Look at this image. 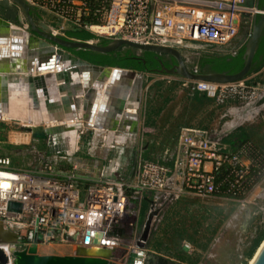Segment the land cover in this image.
I'll use <instances>...</instances> for the list:
<instances>
[{
	"label": "built area",
	"instance_id": "1",
	"mask_svg": "<svg viewBox=\"0 0 264 264\" xmlns=\"http://www.w3.org/2000/svg\"><path fill=\"white\" fill-rule=\"evenodd\" d=\"M23 1L53 36L71 39L66 31L80 30L92 35L84 41L88 44L121 40L176 49L184 57L234 55L250 34L239 36L241 26L252 24L253 15H264V7L247 8L245 0ZM245 13L250 16L242 18ZM263 71L264 66L230 83L181 81L190 92L203 93L219 107L237 103L264 108V82L259 79ZM242 148L252 150L253 145ZM242 153L224 152L203 129L181 128L171 165L139 159L131 181L110 172L97 180L83 179L86 184L76 174L77 163L60 177L50 160L38 172H28L15 168L8 156H0V174H10L8 189L0 188V221L18 239L20 232L28 247L83 244L86 233L91 240L90 233H98L101 246L116 249L123 244L121 235L135 233V225L127 222L133 214L132 202H141L147 194L166 192L175 200L181 196L230 199L244 205L248 184L264 177V163L243 166ZM10 204L18 206L9 208Z\"/></svg>",
	"mask_w": 264,
	"mask_h": 264
},
{
	"label": "rangeland",
	"instance_id": "2",
	"mask_svg": "<svg viewBox=\"0 0 264 264\" xmlns=\"http://www.w3.org/2000/svg\"><path fill=\"white\" fill-rule=\"evenodd\" d=\"M260 6L264 7V3ZM20 14L23 15V13ZM32 15L35 23L39 24L42 20L40 15L36 12ZM45 19L50 21L47 17ZM4 23L15 26L9 21ZM19 24L21 30L26 32L25 35H33L23 27V24H26L24 18H21ZM251 26L249 22L244 23L240 28L239 36L250 32ZM68 51L74 56H76L75 52H81L87 56L85 50ZM182 57L186 66L194 69L191 65L199 55ZM161 58L165 61L167 57L162 55ZM137 76L141 79L139 109L137 110L140 123L138 130L130 140L133 143L130 149L103 152L97 151L94 146L96 149L90 150L91 146H87L86 143L97 141V132L82 129L83 131L78 132L80 138L77 139V142L79 140L77 148L69 154L46 153V149L49 151L47 141L23 140L24 138L15 144L13 142L0 144V154L9 155L15 168L28 172H38L41 170L40 167L49 160L50 162L53 160L54 163L62 162L60 166L62 169L56 168L53 164L54 174L61 170L68 172L73 163H77L79 168L76 174L80 179L83 178L84 173L85 176L91 177L90 179L97 180V173L93 175L89 172L104 168L110 173L111 166L116 163L115 169L117 170L114 175L126 178L133 170L130 167L135 159L136 161L139 159L160 160L164 151L172 149L177 132L182 127H211V129L217 127L221 132H226V135L238 128L245 129L249 134L251 145L253 143L255 149L264 150V109L257 113L251 111L242 120L230 119L228 116L223 117L224 112L211 104L210 100L198 98L189 89L183 87L182 78L178 76L154 72H137ZM19 82H15L17 84L14 83V87L21 92L20 85L25 86L26 89V76H23ZM124 88L129 89L126 84ZM13 91L12 89L10 96ZM23 92L26 94V91ZM37 98L39 103L40 99ZM27 104L21 107L22 112ZM228 122L232 124L229 125ZM5 123L6 126L10 125L11 128L7 126L10 131L26 132L19 129L24 122L13 120L0 122V124ZM27 126L31 127V125ZM54 138L60 140L62 135H56ZM146 143L148 148L143 151ZM250 149L253 150V148ZM261 179L258 184L256 182L259 179L255 182L256 184L253 183L255 188L253 187L254 189L248 196V191L246 192L244 205L230 199L202 200L193 196L180 197L170 203L160 201L158 204L162 202L164 205L155 207H145L142 201L132 202L133 214L127 222L135 225V233L133 236L122 233L124 234L121 235L124 239L123 244L115 249L109 264H125L128 251L134 248L145 250L147 257L155 259L162 257L167 264H248L256 252V248L252 249V246L257 233L264 230V177ZM80 182L86 184L83 179ZM83 184L80 186L84 187ZM254 193H256L255 196ZM141 218H143V223L139 227ZM18 235L17 243L13 244L15 249L19 251L29 248L23 240L24 236L20 232ZM127 243L131 244L128 246ZM139 243L143 246L139 247ZM71 244L72 242L62 245ZM57 245L52 243L38 247ZM106 262L107 259L98 261L97 264Z\"/></svg>",
	"mask_w": 264,
	"mask_h": 264
},
{
	"label": "water",
	"instance_id": "3",
	"mask_svg": "<svg viewBox=\"0 0 264 264\" xmlns=\"http://www.w3.org/2000/svg\"><path fill=\"white\" fill-rule=\"evenodd\" d=\"M259 1L260 0H245V6L247 8H259ZM264 3V0H262ZM19 10L22 11L23 15L19 13ZM34 11L31 9L23 0H0V21L6 22L9 21L13 23L16 27V31H24L21 30L19 26V22H21V18L26 20L27 30L29 33L33 35L29 38V43L27 46L29 48L34 49L29 54L32 56L30 59L24 60L26 51L24 50V55L22 60L19 61V65L15 70L17 73H23L27 75V84H26V92H27V99L31 102L35 109H37L40 118L45 116V112L49 111V116H54L56 113H60L61 110H64V114L66 115H74L79 114L81 100L76 97V94L81 93L84 86L83 76L85 73H90L92 76L99 74L100 80L106 78L105 75H108L109 71L112 70L113 76H111V81L104 87L103 94L101 97V103L98 105L99 112H101V105H104L105 102L108 103L110 99L115 97L116 100L119 99H126L125 106L129 107L130 105L135 107L138 110L139 101H140V91H141V79L137 76V72L128 69H121V68H111V67H101L89 64L78 57L71 54L68 50H85L90 51L97 54H106L112 51H115L119 48L121 49H132L137 51V54L141 53H152L153 59L157 62L158 68L154 69V73L159 74H166V75H173L178 76L184 80L188 81H206V82H213V83H230L236 82L239 80L244 79L250 74L251 66L253 62V58L257 49V45L259 42V38L264 29V15L257 16L253 15L252 18V26L250 34L243 45V53H242V60L243 65L241 69L235 73L228 74V73H217V72H198L197 69H189L181 55V53L176 49L171 48H164V47H157V46H142L137 45L134 43H130L128 41H121V40H114L106 45L101 44H88L84 41H77L75 39H64L58 36H53L48 32V27L44 23H35L33 19ZM250 15L245 13L242 18L249 17ZM7 24V23H6ZM26 33V32H25ZM24 33V34H25ZM28 33V34H29ZM7 42L5 39H0V42ZM36 44L31 45L32 42ZM164 55L167 58L171 59L174 62V65L167 68L163 64V59L161 56ZM7 54L0 51V58H6ZM11 56L15 57V60H19L20 57L14 54ZM19 57V58H18ZM54 57L59 58L62 64V72L56 75H48L45 77H39L32 74L33 68L39 69L41 66L48 65ZM35 60H38L36 62ZM35 62V64H34ZM17 64V63H16ZM38 64L40 67H38ZM35 65V66H34ZM75 70L76 77L81 78L80 82H75L73 77L69 74V72H73ZM8 72H14L8 70ZM47 78H50L51 82L62 81L59 85V90L61 92H66L67 95L60 99L62 109L60 106L51 105V96L48 92L54 93V86L51 82H48L45 85ZM127 79V80H125ZM125 80V81H124ZM131 80H135V84H131ZM118 82H124L130 85L131 91L124 90L125 85H120ZM130 83V84H129ZM124 85V87H123ZM46 86V87H45ZM116 86V88H115ZM45 87V89H44ZM128 87V86H127ZM48 88V89H46ZM50 88V89H49ZM115 88V89H114ZM117 90V92L115 91ZM128 91V94L126 95ZM50 93V94H51ZM122 94V95H121ZM56 95V93L54 94ZM126 95V96H125ZM40 102L38 103V98ZM53 97V96H52ZM99 94L97 91L93 90L91 94H87L84 96L83 99V110L86 112L83 114V119L85 121H89L91 116L93 115V106L96 104L95 102L98 100ZM87 100H89L90 105L87 106ZM28 102V103H29ZM106 103V105H107ZM122 104V103H121ZM105 105V106H106ZM61 109V110H60ZM115 112L122 114L123 118L126 119H134L136 115H131L126 112L122 113L121 107L116 106ZM57 110V111H55ZM114 112V113H115ZM107 114V113H105ZM113 114L109 115L112 116ZM84 121V123H85ZM105 122V121H104ZM102 126H105L102 124ZM101 127V126H100ZM99 127V128H100ZM72 127H47L46 129H33L31 127H26L25 130L30 133L31 139L35 140H43L47 141L48 149L50 153H70V147H63L62 145H55L53 143V139L56 135H62L64 141H69V131ZM82 129H94L87 123L83 126L77 128V131ZM97 129V128H95ZM16 204H10L9 208L16 207ZM3 223L0 221V230L5 235H12L13 236V244L17 243L18 237L15 232H9L2 227ZM93 235V239L91 240L89 233L85 234L84 241L87 243L89 241L93 242L94 244H99L101 235L98 233H90ZM12 244V246H13ZM139 247L143 245L139 243ZM36 246H31L27 249L16 250L15 246L10 247L8 251H6L3 246H0V264H10V258L13 259L17 258L20 264H77L75 259H65L64 257H53V256H45V257H37L36 255ZM114 249L109 253V258H107V262L105 264H109L111 259L114 256ZM138 254L130 253L127 262L125 264H130L132 258H137ZM146 264H167V261L162 257H157V259L153 257H147L146 255ZM249 264H264V240L260 243L256 254L254 255L252 261Z\"/></svg>",
	"mask_w": 264,
	"mask_h": 264
},
{
	"label": "crops",
	"instance_id": "4",
	"mask_svg": "<svg viewBox=\"0 0 264 264\" xmlns=\"http://www.w3.org/2000/svg\"><path fill=\"white\" fill-rule=\"evenodd\" d=\"M14 31H16L15 30V26L7 25L4 22L0 21V39H5L6 41L9 40V42L12 45V43H14V40H13V37H12V33H14ZM29 39L30 38L28 36L27 37L25 36L26 44L24 45V47H25L26 55H25V59L24 60L30 59L32 56L29 54V52H32L34 50V49L29 48L27 46V44L29 43ZM34 44H36V43L33 41L31 45H34ZM21 60H22L21 58L19 60H15V57L11 56V54L7 55L6 58H0V101L1 100H10L11 96L14 94L13 93L10 96V94L12 93L11 92L12 89L14 91H18L19 90V89L16 90V88L14 87V83L15 82L18 83L19 81H21L23 76H26V83H27V75L26 74L23 75V73H17L15 71L17 69V66L19 65L18 64L19 61H21ZM8 70H10V71L12 70L14 72H8ZM72 73H75V70H73ZM76 74L78 75V73H76ZM260 75H261V77L259 79H261V81L264 82V71ZM18 78H20V79H18ZM94 78H95V76H94ZM106 80H107V78H105V80H103V82H105ZM75 82H79V79L78 80L76 79ZM52 84H53L52 86H54V88L52 89V90H54V93L48 92L49 95L51 96V103H52L51 105H54V106L58 105L62 109L63 105L61 104L60 99H62V97H63L61 95V94H63V92H61L59 90V85L61 83H59V82H57L55 80V82H52ZM181 84H182V82H181ZM20 87H21V85H20ZM97 91H98V94H100L99 98L97 100V103H98V105H100L101 97H102L101 94H103V92L101 91V89H99V90L97 89ZM55 93H56V95H54ZM127 94H128V91H127L126 95ZM192 94L197 96L198 98L208 99L203 93H192ZM25 95H26V99H27V92H26ZM208 100H210V99H208ZM125 101H126V99L116 100L115 97H113V99H110L108 101L107 105L105 106V107H107V110H106L107 114H105V117L107 119L104 122L105 126L100 128V130L96 131L97 132V135H96L97 141H93L91 143L88 141L86 143L87 146H91L90 150H92V148H95L94 146H96L97 151H103V152H109V151L114 150V149L123 151L124 149L126 150V149H130L132 147L131 144H133V143L130 142V140L135 135V132L139 128V123H140L139 117L140 116H139L138 113H136V117L134 119H130V118L126 119V118L121 117L122 114L120 115V114L116 113L115 109H114L116 106L121 107L120 111H122L123 113L126 112L127 106H124L126 104ZM86 102H87V106L86 107H88L90 105V102H89V100H87ZM210 102H211V104H213V102L211 100H210ZM98 105L96 107H98ZM213 105L216 106L215 104H213ZM32 106H34V105L31 104V107H29V105H27L25 107V109L23 111L24 116H25V114H28V116H29V110L34 111ZM216 107L221 109L224 112V116L223 117L228 116L230 119L232 118V119H238V120H242V118H244L247 115V113H249L251 111L257 113L261 109H264V108H259L257 106L240 105V104H237V103H228V104H226L224 106H220V107L216 106ZM61 112L64 113V110L62 109ZM85 113L86 112L84 111L83 114H85ZM108 114L109 115L113 114V115L110 116V118H109ZM23 119H24V117H23ZM0 120H2V121L6 120L7 121V119H0ZM8 121H10V120H8ZM228 123H229V125L232 124V122H228ZM27 125H31V124L30 123H24L21 126L22 128L20 127L19 129L22 130V131H26L25 128L28 127ZM7 126L10 127L9 124H7ZM7 126H6V123L5 124H0V132H2V134H0V135H2V138L0 137V144L1 145L6 144L5 142H8V143L13 142V141L10 140V134L11 133H13V134H21L22 136H25V137L28 136L29 137L28 140H31V136L29 135V133L27 131L26 132H21V133H16V132L10 131V129ZM182 128H196V129H203V130L207 131L209 137L213 138L217 143H219L220 145L223 146V151L224 152L236 153V152H241L242 151L243 153L241 154V159H242L243 166H246V167L250 168V167H252V165L257 166L259 163L260 164L264 163V150L260 149L259 147H258L259 149H255L253 143H252L253 151L242 148L244 146H248V145L251 144V140L249 139V134H248V132L245 129H239L238 128L233 133H230L229 135H226V132H221L217 127L212 128V129H211V127L210 128L209 127H205V128L204 127H182ZM180 129H179V131H180ZM179 131L177 132L176 140H175L174 145L172 146V149L170 151H168V150L164 151V153L162 155V158L160 160H158V162L164 163L166 165H171L172 164L173 158H174V155H175V152H176V144H177ZM119 134H120V136H119ZM241 135H244L245 138H246L245 141H244L245 138L241 140V141H244L243 143H239L238 139H237ZM78 142H79V140H78ZM78 142L76 140V142L74 144L73 151L77 148ZM15 143H18V142H15ZM15 143L13 142V144H15ZM53 143L55 145H62L63 147H70V144H71L70 141H64L63 137L60 140L57 139V138H54L53 139ZM145 145H146V147H145V149L143 148L144 149L143 151L147 150V148H148V144L146 143ZM47 152L50 154V152L46 149V153ZM0 156H6V154L4 155L2 153V154H0ZM8 157L12 160V158L9 155H8ZM51 162L54 163L53 160ZM54 164H55V166L57 168V167L61 166L62 162L61 161H57ZM73 164H75V163H73ZM95 164H94V167L96 168L97 164L96 165ZM116 166H117L116 163H114L111 166V168H110L112 170L110 172H112L113 174H116V170H117V169H115ZM135 167H136V159L134 160V163L130 167L133 170L131 171V173H129V177L126 176V178H125L124 176H122V177H119V178H123V179H127L128 181H131V179L133 177V173L135 171ZM204 167L206 168V170L210 169L209 164L204 165ZM66 173L67 172L61 170V171H58L56 174L61 177V176H63V174H66ZM91 173H93V175L95 173H97L96 177L99 178L101 173H103V175L105 173L109 174V171L106 172V170H104V168H101L99 170L96 169V171L89 172V174H91ZM82 175H83V178H81V179H85V180L88 179L89 180L91 178V177L85 176L84 173ZM109 175H111V174H109ZM261 178H263V177L258 178L259 180L257 179L258 181L255 180V182L257 181L256 183L258 184L262 180ZM255 182H253V183H255ZM253 183L250 184V185L248 184V186L246 187V192L248 191L247 196L252 192V189L255 188L254 185L256 183L255 184H253ZM167 194L168 193H166V192L165 193H160L158 195H148L147 194V195L144 196V198L142 200V203L145 204V207L146 206L147 207H155L157 205L158 206H163L164 205L162 202L160 204H158V202H160V201H164V202H167V203L175 201V199H172V197H170V195H167ZM253 195L255 196L256 193H254ZM181 197L183 198L185 196H181ZM159 209H160V207H159ZM130 244L131 243H127L128 246ZM55 247H57V246H55ZM139 251L142 252L143 257H146L147 254H146L145 250H143L141 248H134V249H130L128 251L126 260L128 258L129 253L132 252V253L138 254Z\"/></svg>",
	"mask_w": 264,
	"mask_h": 264
},
{
	"label": "bare ground",
	"instance_id": "5",
	"mask_svg": "<svg viewBox=\"0 0 264 264\" xmlns=\"http://www.w3.org/2000/svg\"><path fill=\"white\" fill-rule=\"evenodd\" d=\"M25 36L27 37L28 35H25L21 31H14V33H12L14 43H12V45H11L9 40L5 43H4V41L0 42V51L7 54V55L14 54L16 56H19L20 58H23L24 50H25L24 45L26 44ZM35 61L38 62V60H35ZM34 64H35V62H34ZM38 67H40L39 64H38ZM61 72H62L61 61L59 60V58L54 57V59H52V61L48 65L41 66L39 69H35V67H34L32 74L39 76V77H45L48 75H56V74L61 73ZM69 74L73 77L74 80L79 79V82L81 83V81H82L81 78L80 77L77 78L75 73L69 72ZM105 76H106L107 80L105 82H103L102 80H100L99 74L95 75V78H94V76H92V74L85 73V75L83 76L84 77L83 83H84L85 89H83L81 91V93H78V95L76 94V97H78L81 100V106H80L79 114L76 113L74 115H67V117H66V115L63 112H60L59 114L56 113L54 116H49L50 112L47 111V112H45L46 115L40 118V115L38 114L37 109L33 108L36 106H32L34 111L29 110V116H28V114H25V116H26L25 117L23 112H22L21 107L25 106L26 103L29 102V100L26 99V95L23 93V91H26V90H25V86L23 87V85H22L20 87L21 92L13 91L14 94L11 96L10 100H1L0 101V119H7V120H14V121H21L24 123H30L31 128H33V129H43L44 130L47 127H52V126L53 127H56V126H58V127H63V126L72 127V129L69 131V136H68L69 141L71 143L69 151L71 152V151H73L74 144L78 138V134H79L78 132L79 131L76 130L77 128H79V127H81L87 123L91 126V128H94V129H84V130H95V131H97V130H100V128L104 127V126H102V124L104 125V121L107 119L105 117V113L107 110V107H105V105L107 102H105L104 105H101L102 110H101L100 114L97 113V112H99L100 108L96 107L98 105V103H97V101L95 102L96 104H94V106H93V115L91 116V119L89 121H85L83 119L84 110H83L82 106H83V99H84L85 95H87V94L89 95L92 93L93 90L97 91V89L98 90L101 89V91L103 92L104 87L107 84H109V82L111 81V76H113L112 70H110L108 75H105ZM18 79H20V78H18ZM103 80H105V79H103ZM125 80H127V79H125ZM48 82H51L50 78H47L46 82H44L45 85H47ZM54 82H55V80H54ZM60 82H62V81H59V83ZM130 82H131V84L129 83L130 85L135 84V80H131ZM118 83L120 85L126 84L124 82L123 83L118 82ZM15 84H17V83H15ZM124 85H123V87H124ZM126 85L129 87V91H130L132 87L128 84H126ZM45 87H44V89H45ZM115 88H116V86H115ZM46 89H48V88H46ZM124 90H125V88H124ZM126 90H128V89H126ZM115 91L117 92V90H115ZM97 93H98V91H97ZM61 95L65 97L67 95V93L63 92V94H61ZM31 104L32 103L29 102L27 105H29V107H31ZM55 111H57V110H55ZM126 112L128 114H131V115H136V113H137L135 107H133L131 105L129 107H127ZM23 117H24V119H23ZM84 121H85V123H84ZM95 128H97V129H95ZM29 135H30V133H29ZM119 136H120V134H119ZM28 138H29L28 136L25 137V136H22L21 134H13V133L10 134V140L13 141L14 143L18 142L19 140H22V139L28 140ZM0 176L2 177V179L0 180V188L8 189L10 184H9V182L6 181V179L8 177H10V174L1 173ZM2 227L7 231L12 232V231L8 230L4 225H2ZM13 239L14 238L12 235H5L0 230V246L1 247L3 246V248L6 251H8L10 249V247H13L12 246ZM113 249L115 250V248H113V247L101 246L100 243L94 244L93 242L89 241V242L83 243V244L75 243V244L65 245V246L64 245H62V246L57 245V247H55V246L42 247V248L37 247L36 255H37V257H45V256L47 257L50 255L53 257H64L65 259H75L77 261V264H97L98 261H103V260L109 258V253ZM256 252H257V250H256ZM256 252H255V254H256ZM138 255L139 256L136 260V263L141 264V260H144V257L142 255L141 251L138 252ZM253 257L251 258L250 262L252 261ZM10 264H20V262L17 258L13 259L11 257L10 258ZM102 264H105V263H102Z\"/></svg>",
	"mask_w": 264,
	"mask_h": 264
},
{
	"label": "trees",
	"instance_id": "6",
	"mask_svg": "<svg viewBox=\"0 0 264 264\" xmlns=\"http://www.w3.org/2000/svg\"><path fill=\"white\" fill-rule=\"evenodd\" d=\"M261 4H263L262 0L259 3V7H261ZM65 34L71 39L80 41H86L92 38V35L80 30H67ZM258 40L259 42L253 58L250 74L255 73L264 66V32L261 34V37ZM106 43L109 42L100 40L98 44L106 45ZM243 45L244 43L239 47L234 55L201 54L195 59L191 66L194 67V69H197L198 72H217L228 74L235 73L239 71L243 65ZM86 52L87 56L83 55L81 52L75 53L76 56L81 60L96 66L128 69L141 73L151 72L153 68H158V64L153 59L154 55L152 53L145 52L141 53L142 55H138L132 49L121 48L106 54H97L90 51ZM142 59H146L147 64H143ZM0 134H2V132H0ZM0 137L2 138V135H0ZM244 138L245 136L241 135L237 138L238 142L243 143L246 140V138ZM242 139H244V141H241ZM142 223L143 218H141V221H139V227L142 225ZM263 240L264 230H261L257 233V238L254 245L252 246V249H257Z\"/></svg>",
	"mask_w": 264,
	"mask_h": 264
},
{
	"label": "flooded vegetation",
	"instance_id": "7",
	"mask_svg": "<svg viewBox=\"0 0 264 264\" xmlns=\"http://www.w3.org/2000/svg\"><path fill=\"white\" fill-rule=\"evenodd\" d=\"M260 1H261V0H260ZM260 1H259V3H260ZM263 32H264V29H263ZM263 32H262V33H263ZM138 55H142V54H138ZM142 61H143V64H147L146 59H142ZM163 64H164L165 67L169 68V67H171L172 65H174V62H172L171 59L166 58V60L163 61ZM154 69H157V68H153L151 72H153ZM129 255H130V253H129ZM129 255H128V257H129ZM138 256H139V255H138ZM138 256H137V258H138ZM137 258H135V257L132 258L130 264H137V263H136ZM145 259H146V257H144V260H141V264H146ZM127 260H128V258H127ZM127 260H126L125 263H128ZM155 264H156V263H155Z\"/></svg>",
	"mask_w": 264,
	"mask_h": 264
}]
</instances>
